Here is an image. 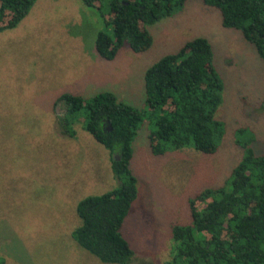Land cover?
Wrapping results in <instances>:
<instances>
[{"label": "rangeland", "instance_id": "1", "mask_svg": "<svg viewBox=\"0 0 264 264\" xmlns=\"http://www.w3.org/2000/svg\"><path fill=\"white\" fill-rule=\"evenodd\" d=\"M103 28L101 16L81 0H36L17 26L0 31V264H109L70 234L81 222L77 202L118 183L108 150L89 132L75 124V136L61 133L55 101L63 92L88 98L110 91L146 109L145 69L194 37L211 44L223 81L215 117L224 134L212 154L186 146L155 155L148 141L153 123H141L130 163L137 197L121 227L135 253L130 264L170 259L171 226L190 222L191 196L230 176L243 157L236 139L253 133L250 146L264 152L263 61L239 30L222 26L217 9L187 0L148 26L149 49L134 52L124 44L111 60L95 50ZM237 128L246 131L238 135Z\"/></svg>", "mask_w": 264, "mask_h": 264}, {"label": "trees", "instance_id": "2", "mask_svg": "<svg viewBox=\"0 0 264 264\" xmlns=\"http://www.w3.org/2000/svg\"><path fill=\"white\" fill-rule=\"evenodd\" d=\"M36 0H0V31L13 28ZM101 16L95 50L115 58L127 44L143 52L153 43L149 25L172 15L187 0H81ZM217 9L221 24L239 30L264 65V0H201ZM110 28V29H109ZM146 109L119 100L113 92L91 97L63 92L55 106L61 133L75 136L79 124L109 153L117 186L81 198L75 207L81 222L71 237L101 262L130 264L134 252L121 232L137 197V178L131 170L132 143L141 123L149 118L152 154L186 146L203 154L217 151L224 124L215 117L222 101L223 81L213 64L210 42L202 36L186 41L161 56L143 75ZM237 128V134L245 132ZM254 134L236 139L242 159L220 186L206 187L188 199L189 223L171 226L172 255L160 264H264V152L250 146Z\"/></svg>", "mask_w": 264, "mask_h": 264}]
</instances>
